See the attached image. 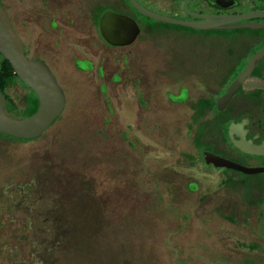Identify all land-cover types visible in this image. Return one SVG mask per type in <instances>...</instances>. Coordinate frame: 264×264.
Returning a JSON list of instances; mask_svg holds the SVG:
<instances>
[{
	"label": "rangeland",
	"instance_id": "rangeland-1",
	"mask_svg": "<svg viewBox=\"0 0 264 264\" xmlns=\"http://www.w3.org/2000/svg\"><path fill=\"white\" fill-rule=\"evenodd\" d=\"M85 44L88 71L73 72L71 50L60 56L67 95L60 117L36 139L0 140V244L8 253L1 264H34L32 239L38 264H242L250 233L218 210L240 208L237 195L226 184L202 200L208 181L185 156L195 149L189 100L174 98L176 46L156 32L124 47ZM6 91L17 112L24 89L14 82ZM240 175L229 185L240 187ZM200 176L199 189L189 190ZM29 223L38 228L32 237L21 229Z\"/></svg>",
	"mask_w": 264,
	"mask_h": 264
},
{
	"label": "flooded vegetation",
	"instance_id": "flooded-vegetation-1",
	"mask_svg": "<svg viewBox=\"0 0 264 264\" xmlns=\"http://www.w3.org/2000/svg\"><path fill=\"white\" fill-rule=\"evenodd\" d=\"M136 1L149 10L179 21L198 22L211 18L220 23L217 27L197 28L183 23L156 20L141 14L129 0H0V3L7 10L14 29L23 41L24 53L29 58L43 60L47 64L62 87L66 102L63 81L65 71L62 65L64 59L61 62L60 56L67 57L71 50L73 72L90 70L93 62L84 55L89 48L85 41L94 43V46L102 41L106 46L118 48L133 44L144 32H156L163 39L173 42L176 46L173 72L178 88L174 98L179 103L189 100L188 126L195 149V153H186L185 156L194 168L200 166L206 176L204 180L208 181L206 189L209 186L200 198L203 200L213 197L219 188L232 187L241 207L233 211L229 209V212L218 208L219 216L239 224L250 233L246 244L241 243V246L244 245L240 259L242 264H264V0ZM107 11L126 15L136 22L139 31L131 43L112 45L105 41L99 23ZM144 18L154 22L144 21ZM70 44L74 45L70 47ZM167 48L166 51L171 54V45ZM102 60L103 57L97 65L99 76L104 72ZM119 78L116 72L110 75L112 81ZM14 82L24 89V103L28 95L36 97V110L38 97L34 91L18 77ZM12 83L0 90L6 99V105L7 100H12L15 104L6 91ZM232 85H236L235 90L219 106L218 98ZM100 86L103 89L105 83ZM192 89L195 90L191 91ZM48 128L36 137L20 140L0 133V140L30 141L40 137ZM206 153L243 167L260 170L244 172L226 166H215L206 162ZM234 173L241 174L238 180L240 187L237 188L227 182ZM214 177L217 180L211 182ZM201 178L203 176L189 180V185L193 186L188 189H199ZM31 183L32 180L29 184ZM29 184L25 185V189L29 188ZM34 205L36 204L30 205L28 212L36 223L38 214ZM21 206L24 207L23 204ZM46 211L53 213L51 205L46 207ZM1 226L3 225L0 223V231ZM21 229H29L31 237L38 231L34 223H29L26 228L22 226ZM58 230L63 233L62 229ZM36 244L35 239L29 244V259H34V264L41 263L37 259ZM17 248L16 245L9 248V254L15 253ZM4 249L5 245L0 244V264L1 258L4 260L6 257L4 254H8Z\"/></svg>",
	"mask_w": 264,
	"mask_h": 264
},
{
	"label": "water",
	"instance_id": "water-1",
	"mask_svg": "<svg viewBox=\"0 0 264 264\" xmlns=\"http://www.w3.org/2000/svg\"><path fill=\"white\" fill-rule=\"evenodd\" d=\"M129 2L141 14L160 21L183 23L197 28L217 27L220 23L211 18H205L198 22H183L149 10L136 0H129ZM99 25L102 37L112 45L131 43L139 31L136 22L131 17L111 11H107L102 15ZM0 54L10 63L17 77L38 97V106L31 115L13 117L6 111V99L0 91V133L17 138L36 137L48 128L52 121L63 111L66 103L65 93L43 60L26 56L23 41L14 29L8 12L1 3ZM235 88L236 85L230 86L226 93L218 98L217 103L219 106L221 102L230 97ZM205 160L215 166H226L244 172L260 170V168L243 167L211 153H206Z\"/></svg>",
	"mask_w": 264,
	"mask_h": 264
},
{
	"label": "trees",
	"instance_id": "trees-1",
	"mask_svg": "<svg viewBox=\"0 0 264 264\" xmlns=\"http://www.w3.org/2000/svg\"><path fill=\"white\" fill-rule=\"evenodd\" d=\"M17 79L16 74L14 73L10 63L3 58V56L0 54V90H3L7 85L14 82V80ZM6 110L7 111H13L16 110L15 104L12 102V100H7ZM37 105L36 97L33 98V96L30 94L27 97H25V103L24 106H22L20 109H17V114H19L21 117L29 116L35 111V107ZM5 137H10L12 139H18L13 136H8L5 134H2ZM27 140V139H25Z\"/></svg>",
	"mask_w": 264,
	"mask_h": 264
}]
</instances>
